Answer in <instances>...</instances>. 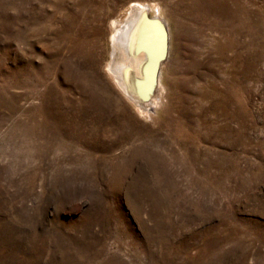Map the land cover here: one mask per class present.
<instances>
[{
    "label": "rangeland",
    "instance_id": "1",
    "mask_svg": "<svg viewBox=\"0 0 264 264\" xmlns=\"http://www.w3.org/2000/svg\"><path fill=\"white\" fill-rule=\"evenodd\" d=\"M131 1L0 0V264H264V0H136L147 114L106 70Z\"/></svg>",
    "mask_w": 264,
    "mask_h": 264
},
{
    "label": "bare ground",
    "instance_id": "2",
    "mask_svg": "<svg viewBox=\"0 0 264 264\" xmlns=\"http://www.w3.org/2000/svg\"><path fill=\"white\" fill-rule=\"evenodd\" d=\"M163 17L158 6L154 9L153 5L135 0L129 2L110 23V53L106 70L141 114L157 107L164 88L161 71L168 57L170 34ZM162 29L166 33L165 52L163 58L154 63L163 46Z\"/></svg>",
    "mask_w": 264,
    "mask_h": 264
},
{
    "label": "water",
    "instance_id": "3",
    "mask_svg": "<svg viewBox=\"0 0 264 264\" xmlns=\"http://www.w3.org/2000/svg\"><path fill=\"white\" fill-rule=\"evenodd\" d=\"M163 30V29H162ZM165 36H166V33L165 31L163 30L162 33H161V44H163L162 48L160 49V52H158V54H156V59L154 60V63H157L160 59L163 58V54L165 52V47H166V43H165Z\"/></svg>",
    "mask_w": 264,
    "mask_h": 264
}]
</instances>
